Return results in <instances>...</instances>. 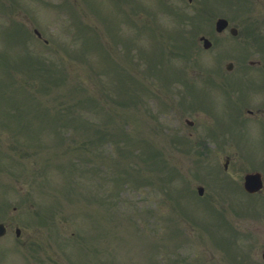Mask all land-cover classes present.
<instances>
[{"label": "rangeland", "instance_id": "rangeland-1", "mask_svg": "<svg viewBox=\"0 0 264 264\" xmlns=\"http://www.w3.org/2000/svg\"><path fill=\"white\" fill-rule=\"evenodd\" d=\"M75 1L76 8L66 3L60 10L33 5L43 14L37 29L50 45L37 40L32 27L24 41L21 32L12 41L0 37V52L11 51L5 55L45 57V69L35 73L20 56L10 62L13 72L0 70V143L30 146L17 150L23 168L10 174L17 180L13 216L27 220L25 248L13 252L10 263L264 264V219L240 217L246 202L224 193L234 208L220 201L218 213L188 197L182 186L169 197L179 178L172 176L171 163L191 187L202 183L193 158L170 149L149 120L159 121L161 112L160 120H166L165 87L172 78H209L200 69L211 67L217 49L185 58L179 46L184 36L217 39L212 19V32L202 19L208 9V16L220 10L217 0H208L209 7L202 0ZM236 5L227 9L240 12L236 16L244 22L235 25L236 42L244 45L246 17ZM116 31L123 45L110 35ZM30 133L34 138H27ZM237 167L232 177L239 179L244 170ZM225 207L233 213L229 226L238 230L224 220Z\"/></svg>", "mask_w": 264, "mask_h": 264}, {"label": "flooded vegetation", "instance_id": "flooded-vegetation-1", "mask_svg": "<svg viewBox=\"0 0 264 264\" xmlns=\"http://www.w3.org/2000/svg\"><path fill=\"white\" fill-rule=\"evenodd\" d=\"M249 67L244 72V84L238 81L235 91L233 115L236 120L243 115L244 129L248 138L252 139L248 148L252 153L260 154V170L264 181V51L261 52V60H249ZM243 87V90H242ZM7 235L0 237V242H10ZM10 239V241H8ZM23 245L25 241L22 242ZM11 245L4 247L10 250Z\"/></svg>", "mask_w": 264, "mask_h": 264}, {"label": "water", "instance_id": "water-1", "mask_svg": "<svg viewBox=\"0 0 264 264\" xmlns=\"http://www.w3.org/2000/svg\"><path fill=\"white\" fill-rule=\"evenodd\" d=\"M218 25H220L219 27H221V25H223V22H219Z\"/></svg>", "mask_w": 264, "mask_h": 264}]
</instances>
